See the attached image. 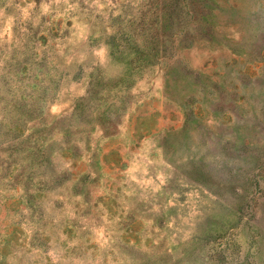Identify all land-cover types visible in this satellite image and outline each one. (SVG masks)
Segmentation results:
<instances>
[{
    "label": "rangeland",
    "instance_id": "374dc122",
    "mask_svg": "<svg viewBox=\"0 0 264 264\" xmlns=\"http://www.w3.org/2000/svg\"><path fill=\"white\" fill-rule=\"evenodd\" d=\"M0 264H264V0H0Z\"/></svg>",
    "mask_w": 264,
    "mask_h": 264
}]
</instances>
